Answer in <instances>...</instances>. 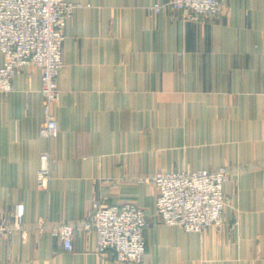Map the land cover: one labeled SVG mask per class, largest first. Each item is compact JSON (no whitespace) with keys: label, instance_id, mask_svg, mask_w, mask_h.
<instances>
[{"label":"crops","instance_id":"obj_1","mask_svg":"<svg viewBox=\"0 0 264 264\" xmlns=\"http://www.w3.org/2000/svg\"><path fill=\"white\" fill-rule=\"evenodd\" d=\"M82 3L67 24L57 137L45 138L41 71L26 65L0 93V210L40 220H83L99 198L136 202L150 218L145 264H264V0H228L187 20L169 0ZM163 10L151 15L149 7ZM55 158L37 186L40 156ZM236 167L224 184L226 225L203 233L163 223L160 170ZM236 220V223H234ZM79 228L65 251L50 231L0 240V264H117Z\"/></svg>","mask_w":264,"mask_h":264},{"label":"built area","instance_id":"obj_2","mask_svg":"<svg viewBox=\"0 0 264 264\" xmlns=\"http://www.w3.org/2000/svg\"><path fill=\"white\" fill-rule=\"evenodd\" d=\"M228 0H169L173 10L192 21L212 19L221 13ZM82 3L67 0H0V93L14 91V79L29 64L41 71V95L44 119L40 134L45 138L59 135L60 124L53 113L61 89L59 76L65 66L63 45L67 24ZM165 5L149 7L151 15L160 13ZM55 158L49 151L40 156L37 186L47 190ZM236 169L231 164L214 169L160 170L146 181L157 189V214L163 223L186 231L203 233L208 228L226 225L224 184ZM25 207L17 203L0 210V240L16 234L27 237L33 229L50 231L65 251L74 250V237L81 228L97 237V253L117 264H145L146 229L150 218L136 202L108 204L97 198L83 220L56 222L40 220L28 226ZM236 223V220L235 222Z\"/></svg>","mask_w":264,"mask_h":264}]
</instances>
